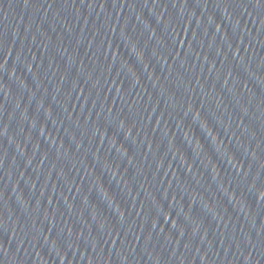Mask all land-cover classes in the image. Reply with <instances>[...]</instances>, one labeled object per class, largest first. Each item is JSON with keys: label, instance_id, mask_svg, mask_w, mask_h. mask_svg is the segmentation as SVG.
<instances>
[{"label": "water", "instance_id": "95a60500", "mask_svg": "<svg viewBox=\"0 0 264 264\" xmlns=\"http://www.w3.org/2000/svg\"><path fill=\"white\" fill-rule=\"evenodd\" d=\"M0 264H264V0H0Z\"/></svg>", "mask_w": 264, "mask_h": 264}]
</instances>
